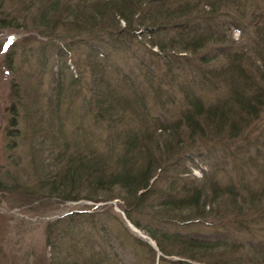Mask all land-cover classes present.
I'll return each mask as SVG.
<instances>
[{
  "label": "trees",
  "instance_id": "1",
  "mask_svg": "<svg viewBox=\"0 0 264 264\" xmlns=\"http://www.w3.org/2000/svg\"><path fill=\"white\" fill-rule=\"evenodd\" d=\"M31 3L32 27L58 38L44 48L61 59L60 42L65 53L75 43L72 48L85 47L80 73L91 77L87 95L71 82L44 92L41 77L48 63L36 61L28 67L33 73L19 71L27 84H11L12 126L20 124L24 136L31 132L30 157L37 158L45 147V156L55 160L45 165L53 170L49 175L35 176L34 187L71 202L90 199L89 190L116 189L126 221L154 244L131 232L111 209L69 212L45 225L49 263L245 264L252 247L263 253L264 208L254 203L264 201V126L254 123L264 110V0ZM5 4L0 0L1 14ZM230 27L244 42L231 34L227 40ZM142 28L158 52L133 47L140 44L136 35ZM186 52L198 53L200 64L180 55ZM50 77L56 78L51 71ZM69 93L91 117L90 128L63 131L58 111ZM213 138L222 142L205 146L208 159L198 155L209 174L197 181L189 176L185 155L200 152ZM229 164L232 171L226 170ZM219 171L231 180L221 192ZM206 183L212 193L239 198L229 226L204 224L213 235L200 222L209 215L203 202Z\"/></svg>",
  "mask_w": 264,
  "mask_h": 264
},
{
  "label": "rangeland",
  "instance_id": "2",
  "mask_svg": "<svg viewBox=\"0 0 264 264\" xmlns=\"http://www.w3.org/2000/svg\"><path fill=\"white\" fill-rule=\"evenodd\" d=\"M32 1L13 0L9 2L6 0L3 13H0V264H50L51 252H49V248L45 244V225L54 221L56 217L76 211L97 212L111 209L114 214L122 218L131 232L140 238L148 240L152 246L154 245L153 241L126 221L123 203L120 199L121 193L118 190L114 189L106 194H96L95 190H89L90 199L81 198L76 202H71L63 201L56 196L49 197L51 194L47 190L38 192L37 188L34 187L35 176L41 171L49 175V172L53 170L48 171L50 167H45V165L53 164L55 160L53 156H45L47 150L45 147H41L43 150L42 154H37V158L34 156L30 157L31 132L26 133V137L20 124L18 128L12 126V120L15 117L12 110L16 104L15 98L11 94V84H27L25 74H21L19 71L34 70L32 68L28 69V67L36 61L38 64L46 61L48 63V72L41 77L42 90L44 92L53 91L54 88L59 89L60 85L71 82L75 91H78L76 88L80 89L82 87L81 90L87 95L89 89L87 84L91 82V77L87 72L85 74L84 72L80 73L82 70L81 66L86 62V57L88 56V50L85 47L79 44L76 48H72L77 45L75 43L73 46L71 45L72 51L69 50V52L65 53L68 50L62 45L63 42H60V48L63 50L62 55L60 54L61 59H59L57 52L54 53L48 46L44 48L49 41L56 42L55 40L58 38L56 39L52 35L47 36L48 34H53L48 29L41 27L34 29L32 27V16L27 8V5H31ZM202 9H206V7ZM119 24L122 27L125 25L122 21ZM140 32L141 36L136 35V40L140 43V46L135 45L133 47L137 48V50L152 49V45L149 43L150 34L146 33L147 31H144L143 28ZM56 33L54 31V34ZM224 34L227 36V40L231 34L232 40L237 43L244 42L243 37L231 27ZM7 49L11 52V55L8 56L9 58L6 56ZM152 51L158 52L157 47L155 46ZM180 55L188 57L195 65L197 63L198 65L200 64V61H197L198 53L186 52L180 53ZM50 71L51 75L56 77L54 78L55 82L51 81ZM72 79H76L77 82L74 84ZM56 81H59V84L55 87L54 83ZM77 101L78 99L69 93L63 101L65 102L64 107L61 108V111H58L60 118L64 122L63 131H66V133L80 125L91 127V117L83 112L85 110L83 109V104ZM45 107L46 105H43L44 110ZM81 115H84V117H81ZM254 125L256 128L264 126V110L262 118L257 123L255 122ZM19 128L20 132L17 134L16 131ZM217 139L213 138L211 141H204L202 147L200 146V152H190L191 154L187 153L185 155L184 162L185 167L189 170V176H193L197 181H203L205 176L209 174L204 159L198 158V155L200 154L206 158L209 152L205 146L222 142ZM198 143L201 142L198 141ZM198 143L195 144L198 145ZM226 170L232 171L233 165L229 164ZM227 174L225 171L217 173L216 180L221 184L218 187L219 192L222 191L221 188L224 185L231 182L226 176ZM208 184L206 183L207 196L203 202H205V211L209 212V215L205 219L200 220V222L203 223V231L213 235V228L218 223L224 226H229L228 224L232 223L235 213H233L231 208L233 204L236 205L238 203L239 198L236 197V199L232 200V198L221 196L222 193H212L210 184ZM84 192L81 194L82 197L87 195ZM110 197L111 199H108ZM107 199L108 201H106ZM254 207L264 208V201L258 202L257 200L254 203ZM205 223L213 228L204 226ZM240 237L241 239H247L244 236L242 237V235ZM250 246L251 242L246 245L247 249L252 247ZM252 248L248 255L250 259L249 261L246 260L245 264H264V252L255 253ZM262 249L264 251V248Z\"/></svg>",
  "mask_w": 264,
  "mask_h": 264
}]
</instances>
